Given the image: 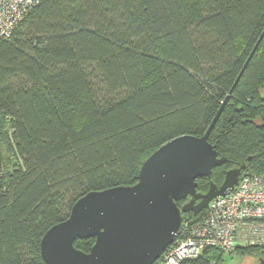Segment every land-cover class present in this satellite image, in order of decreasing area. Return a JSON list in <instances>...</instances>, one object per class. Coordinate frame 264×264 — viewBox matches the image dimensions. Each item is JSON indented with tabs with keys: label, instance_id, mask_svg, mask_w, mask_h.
I'll return each instance as SVG.
<instances>
[{
	"label": "trees",
	"instance_id": "1",
	"mask_svg": "<svg viewBox=\"0 0 264 264\" xmlns=\"http://www.w3.org/2000/svg\"><path fill=\"white\" fill-rule=\"evenodd\" d=\"M263 30L264 0H40L0 38V264H44L43 235L79 198L133 186L160 146L203 136ZM263 86L264 37L207 139L225 162L197 193L264 171ZM208 257L222 253L189 264Z\"/></svg>",
	"mask_w": 264,
	"mask_h": 264
},
{
	"label": "water",
	"instance_id": "2",
	"mask_svg": "<svg viewBox=\"0 0 264 264\" xmlns=\"http://www.w3.org/2000/svg\"><path fill=\"white\" fill-rule=\"evenodd\" d=\"M263 37L264 30L204 135H181L160 146L142 164L135 185L79 198L68 218L43 235L44 264H153L178 236L183 213L197 215L233 190L247 175L241 173L244 165L227 170L222 184H210L205 194H196V180L225 162L207 139ZM90 238L95 242L88 253L74 247L76 239Z\"/></svg>",
	"mask_w": 264,
	"mask_h": 264
},
{
	"label": "built area",
	"instance_id": "3",
	"mask_svg": "<svg viewBox=\"0 0 264 264\" xmlns=\"http://www.w3.org/2000/svg\"><path fill=\"white\" fill-rule=\"evenodd\" d=\"M40 0H0V38H9ZM202 216L182 220L178 236L163 252L159 264H189L205 250L236 254L237 249L264 250V171L242 177L225 196L213 198ZM210 254V253H207ZM207 264H221L208 257Z\"/></svg>",
	"mask_w": 264,
	"mask_h": 264
},
{
	"label": "rangeland",
	"instance_id": "4",
	"mask_svg": "<svg viewBox=\"0 0 264 264\" xmlns=\"http://www.w3.org/2000/svg\"><path fill=\"white\" fill-rule=\"evenodd\" d=\"M259 95L261 98H264V86L259 90ZM264 254L259 255H245L242 256L239 253L231 254V255H222L221 264H260V258H262Z\"/></svg>",
	"mask_w": 264,
	"mask_h": 264
},
{
	"label": "flooded vegetation",
	"instance_id": "5",
	"mask_svg": "<svg viewBox=\"0 0 264 264\" xmlns=\"http://www.w3.org/2000/svg\"><path fill=\"white\" fill-rule=\"evenodd\" d=\"M196 194H200V193H197V192H196ZM189 199H190V197H189ZM189 199H188V200H189ZM188 200H187V201H188ZM187 201H186V202H187ZM259 263H260V264H264V256H262V258H260V262H259Z\"/></svg>",
	"mask_w": 264,
	"mask_h": 264
},
{
	"label": "snow or ice",
	"instance_id": "6",
	"mask_svg": "<svg viewBox=\"0 0 264 264\" xmlns=\"http://www.w3.org/2000/svg\"><path fill=\"white\" fill-rule=\"evenodd\" d=\"M142 186V185H141Z\"/></svg>",
	"mask_w": 264,
	"mask_h": 264
}]
</instances>
